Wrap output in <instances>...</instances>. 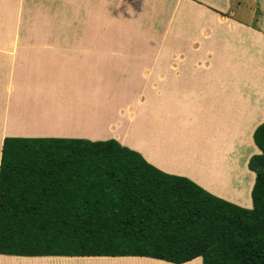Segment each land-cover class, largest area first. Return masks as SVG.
I'll return each instance as SVG.
<instances>
[{
  "label": "crops",
  "instance_id": "1",
  "mask_svg": "<svg viewBox=\"0 0 264 264\" xmlns=\"http://www.w3.org/2000/svg\"><path fill=\"white\" fill-rule=\"evenodd\" d=\"M70 1L63 20L72 25L77 11ZM139 1L148 14L136 9ZM235 1L213 0L226 14L186 13L175 30L168 26L180 0H84L85 12H78L86 21L93 2L94 30L0 26V54L10 60L4 93L0 89V164L6 138L115 140L161 172L252 209L256 174L248 164L261 155L254 133L264 123V29L254 24L260 15L250 0ZM145 85L146 121L136 111ZM110 125L119 136L105 135ZM145 128L150 156L130 138ZM182 156L196 171L180 162ZM218 169L221 176L210 182ZM58 259L77 260L0 255V264H63Z\"/></svg>",
  "mask_w": 264,
  "mask_h": 264
},
{
  "label": "trees",
  "instance_id": "2",
  "mask_svg": "<svg viewBox=\"0 0 264 264\" xmlns=\"http://www.w3.org/2000/svg\"><path fill=\"white\" fill-rule=\"evenodd\" d=\"M254 142L244 209L115 140L6 138L0 255L264 264V123Z\"/></svg>",
  "mask_w": 264,
  "mask_h": 264
},
{
  "label": "rangeland",
  "instance_id": "3",
  "mask_svg": "<svg viewBox=\"0 0 264 264\" xmlns=\"http://www.w3.org/2000/svg\"><path fill=\"white\" fill-rule=\"evenodd\" d=\"M219 1V0H217ZM245 0H236L235 3H242L244 5ZM71 6L77 11L76 15L74 16L75 19L71 23L68 24L67 20L64 19L63 11L66 10L67 2L66 0H0V26L5 27L7 29H22L26 31H35V30H63V29H75L77 31H84L87 30H94L98 28V24L96 20H92L90 15L94 13L95 5L93 2L89 6V12L86 13V21H84V15L80 18V14L78 11L85 12V5L84 0H71ZM147 3H151V0H146ZM213 0H180L178 6H176L175 11L172 15V21H170L168 29H179L182 24L184 25L185 22L183 21L184 15L186 13L194 12L197 13H221L226 14L227 11L220 10L219 8L215 7ZM252 8L256 9L257 14L260 15V19L255 21V25L259 26L260 28L264 29V0H250L249 3ZM238 6L237 4L235 5ZM135 8V6H133ZM223 7V6H222ZM234 7V8H236ZM147 8V6H143L139 1V5L136 9H143ZM158 8V6H157ZM226 8V7H225ZM233 8V10H234ZM239 8V7H238ZM89 14V15H88ZM18 15V16H17ZM122 15L120 13L119 18ZM11 18V21L9 20ZM21 18V22H19ZM81 20V21H80ZM80 21V22H79ZM148 19H146V22ZM114 23V21H113ZM77 24V25H76ZM97 25V26H96ZM78 27V29L76 28ZM124 24L119 23V27L117 29H123ZM103 27L102 29H104ZM114 29V27H113ZM107 30H111L110 27H107ZM82 33V32H80ZM79 33V34H80ZM15 43V41H14ZM133 46V45H131ZM9 59L4 55L0 54V89L1 92L4 93L5 83L7 82L8 75H9V68L10 63ZM8 90V89H7ZM143 96L141 97V101L136 106L137 114L141 115V118L147 120L148 111L150 109L149 104H151L148 100V93H147V85H145L144 90L142 91ZM132 102L131 104H134ZM187 124V123H186ZM109 131L106 132V136L110 133L113 135L119 136V132L114 130V126L110 125ZM111 135V134H110ZM130 138L134 139L138 144H140V148L150 156V148L148 146V139H147V131L146 128L139 132L137 130L135 133H132ZM126 141V140H124ZM126 143L135 146V143L129 141ZM188 150L195 156H197L196 147H188ZM172 152L169 157H172ZM177 159L176 156L173 160ZM183 165L187 166L191 170H195V163L192 162L190 158H184L182 156L181 161ZM223 177H226L229 174V171L225 168ZM221 169L217 171H213L210 173L211 177H209L210 182H216L221 176ZM63 264H125V261L129 260H118V263H115L113 260H106V259H99V258H77V260H70V259H58ZM189 264H202V260L192 261Z\"/></svg>",
  "mask_w": 264,
  "mask_h": 264
},
{
  "label": "bare ground",
  "instance_id": "4",
  "mask_svg": "<svg viewBox=\"0 0 264 264\" xmlns=\"http://www.w3.org/2000/svg\"><path fill=\"white\" fill-rule=\"evenodd\" d=\"M110 128H111V127H110ZM110 128H109V129H110ZM109 129L106 130V131H109ZM99 259H106V260H109V259H110V260H113V261H117V260H118V259H111V258H99ZM4 261H6V260H4ZM24 261H25V260H24Z\"/></svg>",
  "mask_w": 264,
  "mask_h": 264
}]
</instances>
